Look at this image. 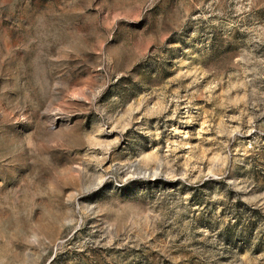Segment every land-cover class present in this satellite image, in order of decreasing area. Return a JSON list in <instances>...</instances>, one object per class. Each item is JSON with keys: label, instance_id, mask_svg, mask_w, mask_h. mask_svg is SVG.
<instances>
[{"label": "rangeland", "instance_id": "obj_1", "mask_svg": "<svg viewBox=\"0 0 264 264\" xmlns=\"http://www.w3.org/2000/svg\"><path fill=\"white\" fill-rule=\"evenodd\" d=\"M0 264H264V0H0Z\"/></svg>", "mask_w": 264, "mask_h": 264}]
</instances>
